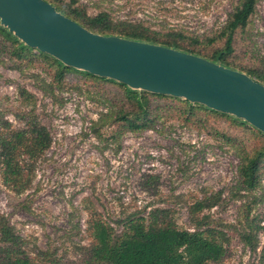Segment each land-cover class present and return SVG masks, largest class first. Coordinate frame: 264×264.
I'll use <instances>...</instances> for the list:
<instances>
[{
  "label": "rangeland",
  "instance_id": "374dc122",
  "mask_svg": "<svg viewBox=\"0 0 264 264\" xmlns=\"http://www.w3.org/2000/svg\"><path fill=\"white\" fill-rule=\"evenodd\" d=\"M239 1L60 0L90 15L106 12L113 23L125 22L150 34L181 32L186 42L197 39L208 52L222 45L210 44L209 38ZM233 47L235 64L251 68L264 63V0L257 1L246 26L236 31ZM108 81L69 73L56 84L42 60L0 52V115L22 128L24 113L33 108L51 136L24 192L14 193L0 179V213L25 240L27 251L47 252L56 264H82L81 247L90 241L85 232L90 207L116 232L121 229L117 221L127 213L143 207L147 212L152 205L174 209L179 226L190 228L187 203L220 192L218 203L206 213L229 241L219 261L205 264H260L262 234L252 249L240 233L248 224L264 223V164L253 190H241L238 173L242 152L260 148V137L222 117L200 115L188 121L178 103L151 98L159 106L152 126L111 138L115 113L126 106L118 82ZM21 89L33 95L29 106L21 99ZM222 133L237 141L227 142ZM144 174L158 176L156 190V185L143 189Z\"/></svg>",
  "mask_w": 264,
  "mask_h": 264
},
{
  "label": "trees",
  "instance_id": "16d2710c",
  "mask_svg": "<svg viewBox=\"0 0 264 264\" xmlns=\"http://www.w3.org/2000/svg\"><path fill=\"white\" fill-rule=\"evenodd\" d=\"M57 10L80 23L88 30L101 34H118L123 37L143 40L170 46L190 52L227 67L246 71L253 79L264 83V63L260 67H242L231 60L234 36L243 29L249 17L254 13L258 0H240L227 14L225 23L218 33L209 38L210 44L221 41L222 45L210 52L201 47V41L187 37L181 32H167L164 35L150 34L137 26L125 22L113 23L106 12L94 15L78 7L71 8L60 0H47ZM207 45V44H206ZM209 45V44H208ZM0 52H6L15 59L42 60L52 73V82L60 84L65 75L76 73L84 78L100 83L108 81L88 72L64 66L57 59L29 48L17 39L7 28L0 25ZM110 82V81H108ZM111 83V82H110ZM120 99L125 108L115 113L116 128L110 137L117 139L124 132L144 130L152 126L159 106L151 104V98H169L179 104V111L190 121L196 116L222 117L232 124L251 131L260 137L262 146L252 152L245 150L241 155L238 168L241 190L250 191L259 183V170L264 164V133L233 116L209 109L203 105L192 104L181 98L133 90L123 83H116ZM20 96L26 106L32 100V94L21 89ZM24 126L15 128L0 115V179L2 184L14 193L24 192L30 184L34 165L49 148L51 136L47 128L39 122L33 108L23 115ZM200 121V119H198ZM221 136L234 144L237 141L224 133ZM143 189L148 190L158 183V176L144 174ZM155 192V191H154ZM220 192L204 193L187 203L190 228L180 227L174 217V209L152 205L127 213L117 222L119 232L94 207L87 210L85 232L89 243L81 247L82 264H205L219 261L226 252L229 238L226 232L212 224L211 210L219 201ZM146 212V213H145ZM248 229L240 233L244 245L256 249L259 243L258 233L263 236L260 249V264H264V223L248 224ZM25 240L10 225L6 216L0 213V264H56L58 260L48 257V253L39 250L31 255L24 247Z\"/></svg>",
  "mask_w": 264,
  "mask_h": 264
},
{
  "label": "water",
  "instance_id": "95a60500",
  "mask_svg": "<svg viewBox=\"0 0 264 264\" xmlns=\"http://www.w3.org/2000/svg\"><path fill=\"white\" fill-rule=\"evenodd\" d=\"M0 25L66 67L203 105L264 133V84L245 72L170 46L90 31L47 0H0Z\"/></svg>",
  "mask_w": 264,
  "mask_h": 264
}]
</instances>
